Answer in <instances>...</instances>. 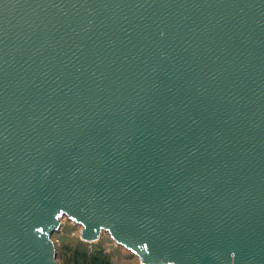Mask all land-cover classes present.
<instances>
[{
	"label": "water",
	"instance_id": "1",
	"mask_svg": "<svg viewBox=\"0 0 264 264\" xmlns=\"http://www.w3.org/2000/svg\"><path fill=\"white\" fill-rule=\"evenodd\" d=\"M61 216L264 264V0H0V264H58Z\"/></svg>",
	"mask_w": 264,
	"mask_h": 264
},
{
	"label": "rangeland",
	"instance_id": "2",
	"mask_svg": "<svg viewBox=\"0 0 264 264\" xmlns=\"http://www.w3.org/2000/svg\"><path fill=\"white\" fill-rule=\"evenodd\" d=\"M82 225L67 216H61L59 226L50 239L54 244L58 264H143L137 254L124 249L108 232L101 231L93 240L81 237Z\"/></svg>",
	"mask_w": 264,
	"mask_h": 264
},
{
	"label": "trees",
	"instance_id": "3",
	"mask_svg": "<svg viewBox=\"0 0 264 264\" xmlns=\"http://www.w3.org/2000/svg\"><path fill=\"white\" fill-rule=\"evenodd\" d=\"M92 261H93L94 264H98V262H97V258H96V257H94V258L92 259ZM101 264H104V261H101Z\"/></svg>",
	"mask_w": 264,
	"mask_h": 264
}]
</instances>
